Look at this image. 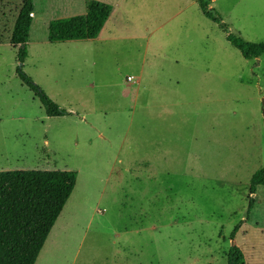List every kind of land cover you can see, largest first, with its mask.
I'll return each mask as SVG.
<instances>
[{"label":"rangeland","instance_id":"rangeland-1","mask_svg":"<svg viewBox=\"0 0 264 264\" xmlns=\"http://www.w3.org/2000/svg\"><path fill=\"white\" fill-rule=\"evenodd\" d=\"M22 1L0 0V172L77 173L35 264H227L232 247L264 264V55L244 60L197 0H95L101 33L67 43L48 23L86 0H33L22 71L69 113L49 118L16 73ZM207 1L264 45V0Z\"/></svg>","mask_w":264,"mask_h":264},{"label":"trees","instance_id":"trees-1","mask_svg":"<svg viewBox=\"0 0 264 264\" xmlns=\"http://www.w3.org/2000/svg\"><path fill=\"white\" fill-rule=\"evenodd\" d=\"M202 15L218 24L226 33V41L246 61L264 55L262 43H251L229 34L216 11L209 9V1L197 0ZM35 5L23 0L14 23L10 44L17 48L16 69L19 80L38 99L46 117L67 116L38 86L23 73L27 58L26 44L32 24ZM112 13V7L95 1H85V13L48 23L47 40L50 43L85 42L96 39ZM77 173L72 171H7L0 172V264H35L44 243L63 211L76 184ZM264 187V167L256 171L249 183V194ZM253 199L248 210L253 209ZM227 264H245L242 254L232 247Z\"/></svg>","mask_w":264,"mask_h":264},{"label":"crops","instance_id":"crops-1","mask_svg":"<svg viewBox=\"0 0 264 264\" xmlns=\"http://www.w3.org/2000/svg\"><path fill=\"white\" fill-rule=\"evenodd\" d=\"M111 14H112V13H111ZM108 20H109V19H108ZM105 24H106V23H105ZM100 33H101V32H100ZM66 43H67V42H66ZM11 47H12V46H11ZM12 49L15 50L16 48H13V47H12ZM129 78H131V77H129ZM132 80H133V79L131 78V81H130V82H132ZM127 82H128V81H127ZM49 118H58V117H49ZM48 236H49V235H48ZM47 238H48V237H47ZM46 240H47V239H46ZM44 244H45V243H44ZM42 250H44V249H41L40 252H42ZM39 254H40V253H39ZM38 256H39V255H38Z\"/></svg>","mask_w":264,"mask_h":264},{"label":"built area","instance_id":"built-area-1","mask_svg":"<svg viewBox=\"0 0 264 264\" xmlns=\"http://www.w3.org/2000/svg\"><path fill=\"white\" fill-rule=\"evenodd\" d=\"M127 81L130 82L131 81V78H127Z\"/></svg>","mask_w":264,"mask_h":264}]
</instances>
